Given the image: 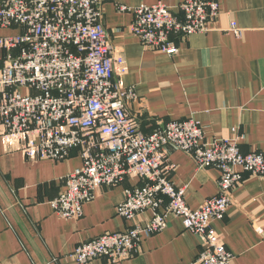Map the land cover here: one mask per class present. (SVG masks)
Returning <instances> with one entry per match:
<instances>
[{"label": "built area", "instance_id": "2783aa9c", "mask_svg": "<svg viewBox=\"0 0 264 264\" xmlns=\"http://www.w3.org/2000/svg\"><path fill=\"white\" fill-rule=\"evenodd\" d=\"M104 1L0 0V29L16 31L0 37V137L30 160L81 158L50 202L63 220L81 219L84 204L101 189L137 181L124 190L116 212L127 222L150 212L151 218L82 243L70 254L75 264L132 259L172 218L183 219L200 244L193 264H234L211 223L224 220L245 174L264 176V153L244 155L236 140L206 141L204 126L194 119L170 121L145 135L129 112L138 94L121 80L125 59L108 40ZM119 11L132 13L131 34L144 47L176 56L180 41L209 32L221 3L182 0L176 10L161 3ZM231 26L241 34L236 23ZM171 149L191 156L198 170H219L217 197L197 210L188 206L186 188L172 180Z\"/></svg>", "mask_w": 264, "mask_h": 264}, {"label": "crops", "instance_id": "0c3cea01", "mask_svg": "<svg viewBox=\"0 0 264 264\" xmlns=\"http://www.w3.org/2000/svg\"><path fill=\"white\" fill-rule=\"evenodd\" d=\"M182 0H105L103 23L108 40L125 59V87L138 99L129 112L141 131L151 134L170 121L194 119L206 141H238L241 153H264V0H218L221 14L209 32L180 41L176 56L147 49L133 37V15L120 6L166 4L177 9ZM236 23L241 34L232 30ZM9 30L0 29V37ZM175 166L172 180L186 188L187 203L199 209L218 196V169L198 170L195 160L169 151ZM82 165L72 153L63 162L30 160L13 152L0 137V264H75L69 255L84 242L143 223L151 212L127 222L116 208L128 180L103 188L84 204L79 220H63L50 202L65 189L66 177ZM234 256V264H264V176L245 174L233 191L226 217L211 223ZM200 253L197 238L180 218L141 243L132 259L117 264H193ZM87 264H115L99 258Z\"/></svg>", "mask_w": 264, "mask_h": 264}, {"label": "rangeland", "instance_id": "374dc122", "mask_svg": "<svg viewBox=\"0 0 264 264\" xmlns=\"http://www.w3.org/2000/svg\"><path fill=\"white\" fill-rule=\"evenodd\" d=\"M232 25V24H231ZM9 34L8 35H14V34H16V31H14V30H9V32H8ZM69 257H70V255H69ZM71 258V257H70Z\"/></svg>", "mask_w": 264, "mask_h": 264}]
</instances>
